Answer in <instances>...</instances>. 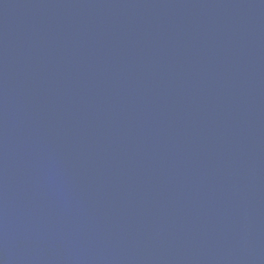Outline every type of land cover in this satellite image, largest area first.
<instances>
[{
  "label": "water",
  "instance_id": "95a60500",
  "mask_svg": "<svg viewBox=\"0 0 264 264\" xmlns=\"http://www.w3.org/2000/svg\"><path fill=\"white\" fill-rule=\"evenodd\" d=\"M0 264H264V0H0Z\"/></svg>",
  "mask_w": 264,
  "mask_h": 264
}]
</instances>
